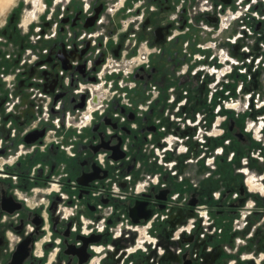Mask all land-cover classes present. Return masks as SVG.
<instances>
[{
  "label": "flooded vegetation",
  "instance_id": "obj_1",
  "mask_svg": "<svg viewBox=\"0 0 264 264\" xmlns=\"http://www.w3.org/2000/svg\"><path fill=\"white\" fill-rule=\"evenodd\" d=\"M165 1L123 36V56L141 61L106 74L110 90L88 109L79 86L122 56L115 31L97 35L94 7L90 18L50 13L29 28V81L17 83H29V110L0 125V264H264V195L245 183L264 186V145L245 125L262 113L218 120L226 92L221 82L210 93L215 52L192 45L187 17L168 18Z\"/></svg>",
  "mask_w": 264,
  "mask_h": 264
},
{
  "label": "built area",
  "instance_id": "obj_2",
  "mask_svg": "<svg viewBox=\"0 0 264 264\" xmlns=\"http://www.w3.org/2000/svg\"><path fill=\"white\" fill-rule=\"evenodd\" d=\"M73 0H50L52 6L57 7L61 14L68 11V7ZM80 3L81 12L84 17L90 18L93 14V7L98 8L96 12V19L94 24L92 25V29L95 30L97 35L102 34L103 36H109L114 34L113 27H118L123 31L129 27L138 28L140 24L144 22L147 15L155 10L153 5H147L146 11L143 9L142 0H76ZM152 2L157 0H151ZM166 4L165 0H158ZM51 10V9H50ZM122 11V15L116 19V14L119 11ZM52 13V10L49 14ZM184 13L187 18L193 15H201L203 16V20L199 23V28L201 31L205 33H209L213 35L216 39V42H210L209 49L210 51H217L216 60L218 64H221V68L213 69L209 68L210 75L214 78V81L211 82V85H215L221 78V81L227 83L230 81L225 79V75L230 76L234 75L233 81H236V88L234 89V93L237 98L241 97L244 101L246 107H238L234 108L232 105L230 107L226 104V102H222L221 105L223 108H228V110H232L235 113L244 112L247 110L248 102L247 95L243 94L244 84L241 82L243 75L247 79L248 84L259 83L262 82L261 79L256 80L254 75L251 74L253 71L257 69L258 65H261L262 71H264V62L261 61L262 56L259 55L254 60L251 57H248V54L252 52L255 48L254 42L257 38L264 37V0H231L230 5H224L221 2L214 3L211 0H189L185 3L184 0H180L176 5L174 10L170 13L169 18L171 20L177 19V14ZM34 18V17H33ZM211 18V19H210ZM180 21V19H177ZM258 28L256 29V26ZM233 32V36L226 40V45L220 47L221 45V33L224 31ZM215 30V31H212ZM229 31V32H230ZM220 36V37H219ZM94 43V41H93ZM227 44L230 46V49L227 47ZM102 46L105 45V41H102ZM260 47L264 50V42L261 41L259 44ZM206 49V48H205ZM208 49V50H209ZM231 50V53H230ZM262 50V51H263ZM142 53H137L135 56L126 58L121 56L120 58H109L107 62L100 68L99 72L96 75L97 82L88 83V85H80L78 89V93L88 92L89 97L86 100L85 109L97 106V102L104 97V95L110 90V82L106 83L105 76L106 74H121L127 75L130 68L134 65H138L141 61ZM212 59V58H211ZM238 60V61H237ZM240 62V63H239ZM246 63L247 65H252V72H246L245 68H242V63ZM252 63V64H251ZM240 65V66H239ZM238 67L235 72L232 71V67ZM212 69V71H210ZM221 69L223 71L221 72ZM250 71V70H249ZM227 73V74H226ZM248 73V74H247ZM241 76V77H240ZM2 79V78H1ZM6 80V79H5ZM6 81H9L6 80ZM252 81V82H250ZM8 84V82H7ZM6 84V85H7ZM7 87H9L7 85ZM212 89V87L210 88ZM264 91V88H263ZM252 97V105L255 103V107L253 108L255 111H258L261 107H264V100H261L258 97V91H249ZM226 94H230L227 92ZM243 94V95H241ZM234 96H228V103L233 104L236 102ZM246 98V99H245ZM260 99V100H259ZM260 101V103L258 102ZM246 102V103H245ZM258 102V103H257ZM20 104V101L16 100V98H10V100L6 101L4 104V108L6 111L13 113L15 107ZM240 105V104H239ZM257 105V106H256ZM25 107H29V103L25 105ZM263 115H258L257 121L249 123L250 120L246 122V127L248 125V130L251 132L252 136L264 145V113ZM78 115V111L74 113L66 112L64 116V124L66 127L75 126L77 124L76 116ZM260 117H263L260 119ZM55 127H59L61 124V120L55 118L52 121ZM29 128V126H26ZM257 158V155H253ZM252 178V179H251ZM253 185H249L247 183L248 178L245 179L246 186L251 191H258L261 195H264V186L262 184L261 178L251 175L250 178ZM245 213V212H244ZM244 213L241 214L240 220H234L233 227L242 228V220L244 217ZM204 227L207 228L208 223L203 220ZM242 242L240 239H236L235 243ZM240 258L242 260L253 259L250 254L241 253ZM227 264H236L234 260L229 261Z\"/></svg>",
  "mask_w": 264,
  "mask_h": 264
},
{
  "label": "rangeland",
  "instance_id": "obj_3",
  "mask_svg": "<svg viewBox=\"0 0 264 264\" xmlns=\"http://www.w3.org/2000/svg\"><path fill=\"white\" fill-rule=\"evenodd\" d=\"M39 1H45L48 4V8L46 9V11L44 13H41L37 10V8L39 7ZM214 3L219 2V0H212ZM179 2V1H178ZM72 10H74L72 13L70 11H67L65 13H62L66 16H70L72 14L81 12V6L80 3L77 2L76 0L72 1ZM52 10V14H54L56 21H57V17L58 15L61 14V11L56 8L55 6H52L50 0H7V3H5L3 6H0V67H3L0 69V79L1 83H2V87H7V82L8 86H10L11 84L14 86H10L12 89H16L15 90V94H10L12 96V98H16L18 95H21L22 92L26 93L23 94L24 98L29 99V83L27 84H23L21 86H18L17 83H19L21 80L25 79L26 81H29V28H43V24L46 23V16L47 14H49V12ZM34 10V18H31L30 23L24 27L22 25V20H24L25 16H28V13ZM121 11V10H120ZM171 14L168 13L167 17L169 18ZM153 17L151 16L150 22L152 24L159 22L160 21V17L156 15L155 21L152 19ZM56 21H51L49 22V25L47 26V28H52L54 27ZM57 25L59 27H65V28H76V29H82L83 27H81L79 24H77L76 26L72 27L67 23H63L62 21L60 23H57ZM6 30V32H5ZM215 31V30H212ZM14 33H17L18 36L20 37L19 40H17V43H13V45H11L9 42H11V36H13ZM231 36H233V32L230 31V33H227L226 31L221 33V45L220 47H223L226 45V39L231 38ZM25 37V39H24ZM186 36H183L181 39H185ZM6 39V40H5ZM214 37L212 38V41H209L213 43ZM261 41L264 42V37L262 38H257L254 42V50L252 52H250V54H248V57H251L252 60H254L255 58H257L259 55L262 56L261 61L264 62V50L260 47V43ZM216 42V40L214 41ZM193 45H199V47L202 48H206L207 50L209 49V45H200L197 42H193ZM158 45H162V44H158ZM198 50V48H196ZM263 50V51H262ZM209 51V55H211L210 49ZM215 55H217V51L214 53ZM132 55H136L135 53H131L130 56ZM213 55V54H212ZM127 58V57H126ZM252 64V63H251ZM28 67V68H27ZM250 67V72H252L253 66L249 64ZM16 71V72H15ZM256 71L259 72V79H261L262 82L259 83H253V84H248L247 83V79H246V75L241 79V82L244 84V89L243 91L246 93L247 91H258L259 90V86L261 84L262 88H264V71H262V68L259 67L256 69ZM13 73V74H12ZM18 73V75H17ZM248 74V73H247ZM13 75L15 77L16 80H12ZM232 79H230V81H228L227 83L224 84V91L230 92L234 94V89L236 88V81H233L234 79V75H230ZM11 77V79H9V81H6L5 78ZM11 80V82H10ZM16 81V83H15ZM252 82V81H250ZM211 84H210V88H211ZM218 88H220L218 86ZM19 91V92H18ZM220 91V90H218ZM223 91V92H224ZM242 91V92H243ZM7 92V91H6ZM8 93V92H7ZM6 95V96H5ZM8 94H4L3 98L1 100H3V104L10 100L9 95ZM233 96V95H230ZM261 100H264V95L260 98ZM5 100V101H4ZM28 102V101H27ZM21 104H25L26 102H20ZM241 105V108L246 107V105L244 104V101H240L239 102ZM27 104V103H26ZM4 106V105H3ZM257 106V105H256ZM255 107V103H253L252 105V99H251V107L247 106V110L244 111L243 115L247 116L250 115V113H253V108ZM4 108V107H3ZM226 108H228L226 106ZM26 112L28 111L29 107L26 108ZM25 112V113H26ZM225 112H228L227 115L228 116H232V114H234V111L232 110H226ZM248 113V115H247ZM264 113V112H262ZM21 114V113H20ZM16 120V119H15ZM242 118L238 121L239 124H242ZM247 122V121H246ZM246 125V124H245ZM26 125L23 127L25 128ZM248 128V125H247Z\"/></svg>",
  "mask_w": 264,
  "mask_h": 264
},
{
  "label": "bare ground",
  "instance_id": "obj_4",
  "mask_svg": "<svg viewBox=\"0 0 264 264\" xmlns=\"http://www.w3.org/2000/svg\"><path fill=\"white\" fill-rule=\"evenodd\" d=\"M5 3H7V0H0V6H3ZM73 4H72V2L70 3V5H69V7H68V11H70L71 13L74 11V10H72V8H71V6H72ZM48 8V4L45 2V1H39V7L37 8V10L39 11V12H41V13H44L45 11H46V9ZM57 7H55V9H56ZM34 17V10L33 11H31V12H29L28 13V16H25V18H24V20H22V25L24 26V27H26L29 23H30V20H31V18H33ZM26 25V26H25ZM5 32H6V30H5ZM20 39V37L18 36V34L17 33H14L13 34V36H11V42H9L11 45H13V43H17V40H19ZM24 39H25V37H24ZM6 40V39H5ZM226 40H228V39H226ZM200 45H205V44H203V43H201ZM227 47L230 49V46L227 44ZM202 50L204 49V48H201ZM231 51V50H230ZM231 53V52H230ZM232 54V53H231ZM238 61V60H237ZM211 64H213V65H211V66H209L210 68H213V69H217V68H221V64H217V63H215V62H213V61H211L210 62ZM240 63V62H239ZM240 66V65H239ZM241 67L242 68H245V70H246V72H248V73H250V71H249V69H250V67H249V65H247L245 62L244 63H242V65H241ZM259 67H261V65H258L257 66V68H259ZM237 68L238 67H232V71L233 72H235L236 70H237ZM210 71H212V69H210ZM223 71V69H221V72ZM16 72V71H15ZM13 74V73H12ZM227 74V73H226ZM251 74H253L254 75V77H255V79L256 80H258L259 79V72L258 71H253ZM17 75H18V73H17ZM241 77V76H240ZM9 79H11V77H8ZM8 78L6 77L5 79L6 80H8ZM231 78V76H227V75H225V79H230ZM214 79V78H213ZM12 80L14 81V80H16L15 79V77H14V75H13V78H12ZM10 82H11V80H10ZM221 78L219 79V81L217 82V83H215V85H213L212 86V89H210V93H212L213 92V90L216 88V87H218L220 84H221ZM9 83V82H8ZM15 83H16V81H15ZM8 85V84H7ZM11 87L13 86L12 84L10 85ZM14 87V86H13ZM12 87V88H13ZM218 89V88H217ZM15 90L16 89H11L10 90V92L12 93V94H14V95H16L15 93ZM218 91V90H217ZM19 92V91H18ZM24 92V91H23ZM22 92V94L21 95H18L17 97H16V100H18V101H20V102H26L27 104L29 103V99H27V98H24V95L23 94H25V93H23ZM258 92H259V95H258V97L260 98L262 95H264V91H263V88H262V86H261V84H260V86H259V90H258ZM218 93V92H217ZM216 93V94H217ZM0 94L2 95L3 94V89H2V86L0 85ZM212 94H214V93H212ZM243 94L245 95H247V99L245 100L246 102H248L249 103V107H251V97H252V95H250V92L249 91H247L246 90V93L243 91ZM243 94H241V95H243ZM229 95H233L235 98H237V96H236V94L234 93H230V94H226L225 96H223V94L221 95H219L220 96V103H218V104H221V102H226V104L230 107V105H232V107H234V108H237V109H239L238 107H241V105H239L240 103V101L241 100H243L241 97H238L237 99H236V102L235 103H233V104H229L228 102V96ZM250 97V98H249ZM260 100V99H259ZM258 100V102L260 103V101ZM28 101V102H27ZM245 102V103H246ZM257 102V103H258ZM26 103L24 104H19V105H17L18 107V110L19 111H21L22 109H24V106L26 105ZM221 106V105H220ZM225 109V111L226 110H228V109H226V108H224ZM223 112V109H222V111H220L219 113H217L216 115H217V118L219 117V115H222V114H227L228 112ZM259 112H264V107H261L259 110H258ZM260 115H263V114H260ZM259 115V116H260ZM263 117H260V119H262ZM218 120H219V118H218ZM257 121V120H256ZM219 121H217V123H218ZM252 122H255V118H252V119H250V121H249V123H251L252 124ZM215 129H217V128H215ZM214 132H216V130L214 131ZM250 178V177H249ZM248 178V181H247V183L251 186V185H253L252 184V181H251V179H249ZM264 189H261V191H263Z\"/></svg>",
  "mask_w": 264,
  "mask_h": 264
},
{
  "label": "crops",
  "instance_id": "obj_5",
  "mask_svg": "<svg viewBox=\"0 0 264 264\" xmlns=\"http://www.w3.org/2000/svg\"><path fill=\"white\" fill-rule=\"evenodd\" d=\"M178 1H180V0H169L168 2H169V4H170V6L172 7V9L174 10V8H175V5L178 3ZM185 1V3L186 2H188L189 0H184ZM142 3H143V9L146 11V8H147V5H153L154 7H156V4L154 3V2H152L151 0H142ZM120 15H122V11H119L117 14H116V19L118 18V17H120ZM202 20H203V16H201V15H193V16H191V17H189V18H187L186 19V24H185V26H184V29H185V31H187V33H190V36H191V43H192V45L194 44L193 42H197V43H199L200 44V42H203L202 40L203 39H205L206 37H208L210 34L209 33H205V32H203V31H201V29L199 28V23H201L202 22ZM173 26H172V28H176V26H177V24L176 23H174L173 22V24H172ZM113 29H114V31H115V38H114V41H113V43H114V45L116 46V45H120V50H121V55L123 56L126 52H128V50L131 48V44L129 43V41L128 40H124L123 41V36H124V34L125 33H134L135 31H137V29L138 28H134V27H129V28H127L126 30H122V29H120V28H116V27H113ZM231 30V28L228 30V31H226L227 33H230L229 31ZM173 32H175L176 34H178V32L177 31H173ZM199 37H201V39H197V38H199ZM196 47L197 46H199V45H195ZM1 68H3V67H0V69ZM1 79V78H0ZM0 85L1 86H3L2 85V83H1V80H0ZM2 89H3V94L1 95L0 94V125H6L7 123L6 122H3L2 121V114H9L10 112H8V111H6L5 110V108H3L4 106V104H3V100H1L2 98H3V95L4 94H8L9 95V97L12 99V96L10 95L11 94V92H10V90L12 89L10 86L8 87V89L4 86V87H2ZM8 93H7V92ZM7 95V96H8ZM6 96V95H5ZM5 101V100H4ZM18 107V106H17ZM17 107H15V109H14V111H13V113H15V115H19L20 113L21 114H23V113H25L26 112V108L27 107H25L24 106V109H22L21 111H19L18 110V108ZM218 107V106H217ZM29 110V109H28ZM6 123V124H5ZM25 125L26 126H29V121H26L25 122Z\"/></svg>",
  "mask_w": 264,
  "mask_h": 264
},
{
  "label": "water",
  "instance_id": "obj_6",
  "mask_svg": "<svg viewBox=\"0 0 264 264\" xmlns=\"http://www.w3.org/2000/svg\"><path fill=\"white\" fill-rule=\"evenodd\" d=\"M224 4L230 3V0H220ZM211 19V18H210ZM25 141L28 142L27 138H25ZM147 216H143V218H146Z\"/></svg>",
  "mask_w": 264,
  "mask_h": 264
}]
</instances>
